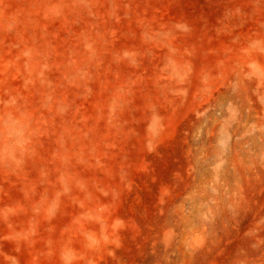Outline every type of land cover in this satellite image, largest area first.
I'll use <instances>...</instances> for the list:
<instances>
[{
    "label": "rangeland",
    "instance_id": "rangeland-1",
    "mask_svg": "<svg viewBox=\"0 0 264 264\" xmlns=\"http://www.w3.org/2000/svg\"><path fill=\"white\" fill-rule=\"evenodd\" d=\"M0 264H264V0H0Z\"/></svg>",
    "mask_w": 264,
    "mask_h": 264
}]
</instances>
